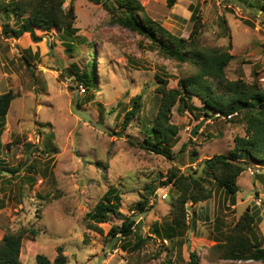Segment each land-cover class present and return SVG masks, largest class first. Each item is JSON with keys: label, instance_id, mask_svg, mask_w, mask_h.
Masks as SVG:
<instances>
[{"label": "rangeland", "instance_id": "1", "mask_svg": "<svg viewBox=\"0 0 264 264\" xmlns=\"http://www.w3.org/2000/svg\"><path fill=\"white\" fill-rule=\"evenodd\" d=\"M8 1L0 0V93L12 90L17 96L0 120V239L20 227L38 231L37 235L26 233L21 264H37L38 254L54 260L59 246L68 257L66 264H188L193 251L197 264H264L206 259L209 248L224 238L247 208L255 216V230L264 245V166L248 165L239 176L235 204L218 185L212 186L210 198L188 203V218L194 214V227L187 225L179 235L162 239L163 228L173 227L170 210L177 196L171 182L162 184L168 181L169 170L198 169L205 183L213 185L201 161L229 153L234 138L246 134L244 121L238 116L232 120L201 116L206 106L191 96L189 108L175 110L172 116L180 132L169 146L170 157L132 146L128 140L143 139L144 129L138 119L124 128L126 112L133 99L142 95L140 121L154 117L158 76L168 80L167 87L179 88L176 61L159 53L147 38L112 20L106 0H73L76 32L65 35L56 26L49 30L35 27L39 41L29 32L20 38L8 37L4 23L18 26L1 5ZM71 1L65 0L66 9ZM109 1L123 11L116 0ZM138 1L151 18L184 38L191 35V17L197 10L204 43L227 46L231 42L227 77L252 81L257 75L264 87V10L260 6L250 8L235 0ZM78 37L92 41L95 52L94 77L84 86L86 91L79 89L72 76V64L81 69L90 54L87 42ZM202 119L206 121L197 136H191ZM183 144H187L184 151ZM147 184L157 186L154 194L145 189ZM110 187L116 189L110 195L113 203L118 202L115 193L119 196L120 214H111L100 223L99 232L89 227L87 213ZM145 196L150 201L142 212L137 204ZM126 217L136 220L137 236L146 238L139 253L124 247L133 245L136 235L123 242L116 235L110 241L109 230L122 225Z\"/></svg>", "mask_w": 264, "mask_h": 264}, {"label": "trees", "instance_id": "2", "mask_svg": "<svg viewBox=\"0 0 264 264\" xmlns=\"http://www.w3.org/2000/svg\"><path fill=\"white\" fill-rule=\"evenodd\" d=\"M116 1L124 12L118 11L109 0L104 1V5L112 13V20L147 38L158 49L159 53L170 60H175L180 66L178 89L167 87L168 80L158 76L159 84L155 98L156 113L154 117L152 116L153 118L146 117L145 121L147 122H141L139 115L142 109V95L133 99L132 108L125 114L124 128L131 125L132 120L138 119V124L142 123V129H144V138L140 140L130 138L128 141L132 146L158 154L166 153L170 157L169 146L174 145L178 140L180 132V126L172 121V116L175 110L183 111L184 108H189L187 99L191 96H197L204 102L206 107L201 116L211 118L238 112L236 116L240 117L246 126V134L234 138L235 146L229 153L214 154L201 161L212 175L213 185L208 186L205 183L199 175L198 169L182 171L174 167L169 170L168 181L162 184L171 182L177 196L173 197L170 210L173 227L165 226L163 228L165 235L162 239H167L170 234L179 235L178 232L187 225H190L191 228L194 227V214L188 218V203L195 204L210 198L213 192L212 186L218 185L219 188L226 191L230 196V201L235 204L237 193L240 191L239 176L248 165L264 166V87L260 84L257 75L252 81L240 77L237 79L227 77L226 69L233 56L231 42L227 46L220 45L216 41L204 43L201 40V17L197 10L193 12L191 17L193 20L191 35L189 38H184L174 35L159 21L151 18L138 0ZM235 1H238L242 6L248 5L250 8H253V5L260 6L264 10V0ZM173 2L174 0H169V4ZM64 3L65 0H11L8 3L3 2L1 5L4 11L7 14L10 11L16 18L18 25L15 28L6 22L3 29L8 37L15 38H20L25 32H29L34 41L41 40V36L37 35L35 27L49 30L56 26L65 35L74 34L77 30L74 3L72 0L67 9L64 7ZM78 39L87 42L90 54L81 69L77 64H72L74 69L72 76L74 81L85 86L94 77L93 58L95 52L92 49V41L80 37ZM23 58L26 63H30L26 54H23ZM16 96L17 93L12 90L0 93V120L3 121V118L6 117ZM93 97L94 95L88 97L87 101L92 100ZM193 115L200 120L201 117L195 113ZM1 133L2 129L0 128V136ZM186 146L187 144H183L181 150L184 151ZM9 170L15 172V169ZM30 179L33 180L34 178L30 177ZM155 188L157 186L153 184L145 185V189L150 190V194L155 193ZM114 191L116 189L110 187L94 209L87 213L88 225L91 229L102 232L99 224L108 220L111 214H120L118 207L120 199L117 193H115L116 198H118L117 204L110 200V195ZM149 201V197L145 196L143 200L138 202L137 208L144 212ZM249 210L247 208L242 213L223 239L209 248L206 254V259L209 262L258 260L264 263V245L255 230L257 226L255 216ZM135 222L134 218L126 217L122 225L113 226L109 230L111 237H113L110 241L114 240L116 235L121 238L120 242L131 235H136L137 241L131 246L124 247H127L130 253H139L146 238L141 235L137 236L134 230ZM154 230L155 235L159 236V228L155 226ZM28 231L34 235H37L38 232L33 227H20L16 231H8L3 235L0 239V264H21L23 239ZM36 258L37 264H66L68 260L62 246L58 247V255L54 260L44 254H38ZM197 260V253L193 251L188 264H197Z\"/></svg>", "mask_w": 264, "mask_h": 264}, {"label": "water", "instance_id": "3", "mask_svg": "<svg viewBox=\"0 0 264 264\" xmlns=\"http://www.w3.org/2000/svg\"><path fill=\"white\" fill-rule=\"evenodd\" d=\"M206 119H202L190 132V135L195 137L197 136L199 129L202 127V125H204ZM190 207V206H189Z\"/></svg>", "mask_w": 264, "mask_h": 264}, {"label": "built area", "instance_id": "4", "mask_svg": "<svg viewBox=\"0 0 264 264\" xmlns=\"http://www.w3.org/2000/svg\"><path fill=\"white\" fill-rule=\"evenodd\" d=\"M78 87L81 91H85L84 85L82 83H78ZM237 114H238V112H234V113L227 115L226 117L224 116V118H232L233 116H235Z\"/></svg>", "mask_w": 264, "mask_h": 264}, {"label": "clouds", "instance_id": "5", "mask_svg": "<svg viewBox=\"0 0 264 264\" xmlns=\"http://www.w3.org/2000/svg\"><path fill=\"white\" fill-rule=\"evenodd\" d=\"M79 83V82H78ZM218 115H220V114H218ZM229 115V114H228ZM238 115V114H237ZM236 116V115H235ZM235 116H233L232 118H234ZM218 117H222V118H224V116H218ZM226 117V116H225ZM232 118H224V119H232Z\"/></svg>", "mask_w": 264, "mask_h": 264}]
</instances>
